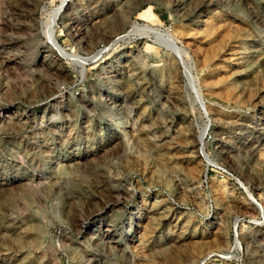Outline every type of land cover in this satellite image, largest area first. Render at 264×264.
Instances as JSON below:
<instances>
[{
	"label": "rangeland",
	"instance_id": "1",
	"mask_svg": "<svg viewBox=\"0 0 264 264\" xmlns=\"http://www.w3.org/2000/svg\"><path fill=\"white\" fill-rule=\"evenodd\" d=\"M59 4L0 0V264H264V0H70L86 63Z\"/></svg>",
	"mask_w": 264,
	"mask_h": 264
},
{
	"label": "bare ground",
	"instance_id": "2",
	"mask_svg": "<svg viewBox=\"0 0 264 264\" xmlns=\"http://www.w3.org/2000/svg\"><path fill=\"white\" fill-rule=\"evenodd\" d=\"M70 1V0H60V4L58 6V8L56 9V11L53 13L52 17L48 19V24L46 26V30H45V34L47 36V40L48 42L51 44V46L59 53H61L62 55L66 56V57H71L72 59H75V60H79L81 63H85V61H88L87 59H82V58H79L75 55H72V54H69L67 53L57 42L56 40V37H55V31H54V27L56 26L57 24V19L60 15V13L63 11L65 5L67 4V2ZM150 32L149 29H146V28H133L130 32H128L126 35H124L123 37H120L117 42H115L116 44L117 43H120V42H124L128 39H131L132 37L134 36H138V35H145V34H148ZM172 41L175 42L171 37H168V42L170 44V46L174 49L173 47V44H172ZM178 52L181 60H182V64H183V67H184V71H185V75L187 77H189V79L192 81L193 86L195 88V78L193 77V73L191 72L192 71V67H191V62H190V57L188 55V53L185 52V50L181 47H177L176 49H174ZM78 61V62H79ZM82 67V65H81ZM84 67V66H83ZM82 67V68H83ZM203 101V100H202ZM203 105H204V102H203ZM205 111V110H204ZM204 113V112H203ZM238 182V181H237ZM239 185L240 188H242V186L240 185V183L238 182L237 183ZM247 193V191H246ZM248 195V198L252 201L253 196L250 194V193H247ZM261 207V205H260ZM262 211L264 212V209L263 207H261ZM235 245H236V248L238 249L240 247V243H239V240H238V236L236 237L235 239Z\"/></svg>",
	"mask_w": 264,
	"mask_h": 264
},
{
	"label": "built area",
	"instance_id": "3",
	"mask_svg": "<svg viewBox=\"0 0 264 264\" xmlns=\"http://www.w3.org/2000/svg\"><path fill=\"white\" fill-rule=\"evenodd\" d=\"M204 139H209V135L207 133L203 136ZM215 172L222 178H227L231 180L233 183H238L237 180L225 169L220 166H214Z\"/></svg>",
	"mask_w": 264,
	"mask_h": 264
},
{
	"label": "water",
	"instance_id": "4",
	"mask_svg": "<svg viewBox=\"0 0 264 264\" xmlns=\"http://www.w3.org/2000/svg\"><path fill=\"white\" fill-rule=\"evenodd\" d=\"M172 44H173L174 49H176L177 48L176 43L172 41ZM160 45H162V44H160ZM162 46H164V45H162ZM165 48H167V47H165ZM85 63H86V61H85ZM199 106H200L201 111L203 112V110H204L203 109V101H202L200 96H199ZM252 202L256 206V208L259 210V212H260L259 216L263 217V211H262L260 205L254 199H252ZM249 222H253V221H249ZM233 232H234V237L233 238L235 240V238H236L235 237V226H233Z\"/></svg>",
	"mask_w": 264,
	"mask_h": 264
}]
</instances>
